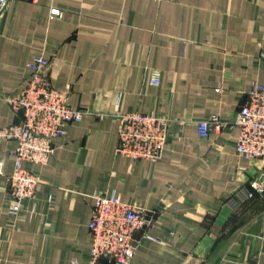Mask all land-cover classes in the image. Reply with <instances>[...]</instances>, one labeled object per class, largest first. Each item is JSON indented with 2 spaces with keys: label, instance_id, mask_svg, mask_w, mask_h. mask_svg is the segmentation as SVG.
<instances>
[{
  "label": "crops",
  "instance_id": "1",
  "mask_svg": "<svg viewBox=\"0 0 264 264\" xmlns=\"http://www.w3.org/2000/svg\"><path fill=\"white\" fill-rule=\"evenodd\" d=\"M37 55L86 114L48 163H25L40 183L20 217L9 212L16 142H0V264L87 263L96 192L156 211L130 264H264V194L238 211L226 203L264 160L240 155L237 126L198 129L232 120L264 85V0L14 1L0 15V127L22 120L1 97L22 92ZM118 111L175 119L159 162L117 154Z\"/></svg>",
  "mask_w": 264,
  "mask_h": 264
},
{
  "label": "built area",
  "instance_id": "2",
  "mask_svg": "<svg viewBox=\"0 0 264 264\" xmlns=\"http://www.w3.org/2000/svg\"><path fill=\"white\" fill-rule=\"evenodd\" d=\"M14 1L17 0H0V15ZM51 14L60 16L62 11L52 8ZM29 67L31 75L22 92L1 97L14 111L23 115L21 121L0 127V142H16L12 152L14 169L8 177L12 200L9 212L16 217L23 216L25 201L35 199L40 183L38 176L28 170L25 163H48L54 152V140L66 133L70 123L80 122L86 114L85 110L70 105L68 91L52 85L49 59L37 55ZM151 82L160 84L158 73H154ZM116 119L118 155L153 164L161 160L174 118L156 111H118ZM227 126H237L240 130L236 144L240 155L250 161L264 160V85H253L247 101L232 120L212 116L199 121L198 129L206 138ZM3 169L4 162L0 160V173ZM263 194L264 169H260L248 184L234 191L226 203L233 211H238L257 195ZM93 199L89 224L92 248L88 262L83 263L76 258L71 264H100L103 258L113 264H130L138 248L136 233L154 225L156 211L126 203L116 194L96 192Z\"/></svg>",
  "mask_w": 264,
  "mask_h": 264
}]
</instances>
